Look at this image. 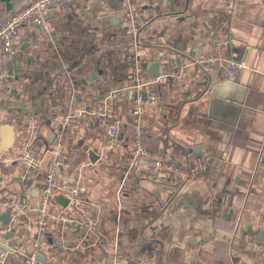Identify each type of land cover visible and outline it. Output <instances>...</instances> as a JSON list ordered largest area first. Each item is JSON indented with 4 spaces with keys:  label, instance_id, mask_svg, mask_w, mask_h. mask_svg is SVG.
Wrapping results in <instances>:
<instances>
[{
    "label": "crops",
    "instance_id": "obj_1",
    "mask_svg": "<svg viewBox=\"0 0 264 264\" xmlns=\"http://www.w3.org/2000/svg\"><path fill=\"white\" fill-rule=\"evenodd\" d=\"M27 1L0 0V24ZM129 10L149 20L134 34L122 18ZM49 18V33L23 26L16 51L0 56L20 82L0 88V124L15 136L0 150V215L9 214L0 240L13 248L3 264H22L34 243L58 264H264V0H78ZM218 42L240 62L234 78L248 88L235 125L207 116L198 84L214 72L197 60ZM169 58L178 73L155 81L151 65L160 70ZM113 89L131 98L113 100ZM145 91L156 97L136 105ZM103 100L120 128L111 143L94 119L63 122ZM137 130L147 150L178 163L204 155L207 170L149 180L143 159L129 166ZM48 152L62 155L63 180L81 184L78 202L62 207L41 196L43 176L23 156Z\"/></svg>",
    "mask_w": 264,
    "mask_h": 264
},
{
    "label": "built area",
    "instance_id": "obj_2",
    "mask_svg": "<svg viewBox=\"0 0 264 264\" xmlns=\"http://www.w3.org/2000/svg\"><path fill=\"white\" fill-rule=\"evenodd\" d=\"M78 0H28L23 7L11 10L7 13L3 23L0 24V56L12 55L17 48L20 38V29L23 26L34 28L42 33H49L51 20L44 15L46 10H54L63 5L70 4ZM131 33H137L143 26L147 25L148 19H139L131 10L122 15ZM197 63L209 71H213L223 78H234L240 67V62L233 59L223 49L221 42L216 43L210 54L197 60ZM181 68L180 63L175 58H169L166 65H163L155 81L166 77H175ZM20 86L17 76L9 73L6 69L0 68V88L5 90H16ZM113 100H129V97L122 89H113L109 93ZM156 96L150 92L138 93L134 99L136 105L140 106L145 102L154 100ZM91 118L96 120L101 126L111 143L117 138L120 132L119 123L113 120L106 101H99L95 104L82 105L64 117L63 122L67 123L71 119ZM138 158L145 161L147 178L157 184L163 182H177L180 178L191 176H201L207 170V158L204 155H189L182 163L171 159L165 152H151L141 144V132L137 130L134 141L133 158L129 166L135 163ZM260 158V157H259ZM25 164L29 167L38 168L42 157L25 154L23 156ZM57 176L56 162H53L48 171L43 173V192L45 199L50 200L52 194L63 193L70 198L72 203L80 199L82 186L73 181L63 180ZM47 213L46 205L40 206L39 224L44 225V215ZM34 249L29 253L22 264H58L52 262H42L34 257L37 251L36 243ZM7 251L0 249V264L7 258Z\"/></svg>",
    "mask_w": 264,
    "mask_h": 264
},
{
    "label": "water",
    "instance_id": "obj_3",
    "mask_svg": "<svg viewBox=\"0 0 264 264\" xmlns=\"http://www.w3.org/2000/svg\"><path fill=\"white\" fill-rule=\"evenodd\" d=\"M51 13L52 10L49 9L44 12V15L49 17ZM151 67L154 69V73L151 77H156L159 72V62H153ZM219 77L220 76L216 73L207 72L206 77L198 82V84L204 88L201 95H205L207 97V116L229 125H235L243 107L248 88L246 85L239 83L235 78L219 80ZM135 84H137V82H135ZM136 95L137 94H135L133 99H135ZM0 132V150L10 148L15 139L13 126L8 123H2L0 124ZM54 136L55 133L51 131L48 140L45 142L46 146L53 141ZM197 152L199 153V150H197ZM87 157L91 163H94L98 159V155L90 148L87 149ZM53 162H56L57 176L59 178H63L64 165L62 155L58 154L53 156V153L48 152V158L44 157L38 167L39 170L36 174V179H41L43 172L48 171ZM41 196L45 197L46 194L42 192ZM50 199L62 207L68 206L71 202L70 198L63 193L52 194ZM0 218L7 222L9 220V214L7 212H3L0 215ZM11 236H13L12 231H7L4 234L5 238ZM0 249L7 252H13V248L1 240ZM34 257L42 262L47 261L46 258L38 251L35 252Z\"/></svg>",
    "mask_w": 264,
    "mask_h": 264
}]
</instances>
